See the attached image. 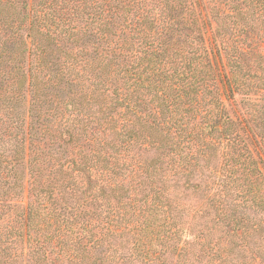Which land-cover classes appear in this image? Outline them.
Masks as SVG:
<instances>
[{"label": "trees", "instance_id": "trees-1", "mask_svg": "<svg viewBox=\"0 0 264 264\" xmlns=\"http://www.w3.org/2000/svg\"><path fill=\"white\" fill-rule=\"evenodd\" d=\"M0 264H264V0H0Z\"/></svg>", "mask_w": 264, "mask_h": 264}, {"label": "rangeland", "instance_id": "rangeland-1", "mask_svg": "<svg viewBox=\"0 0 264 264\" xmlns=\"http://www.w3.org/2000/svg\"><path fill=\"white\" fill-rule=\"evenodd\" d=\"M211 38H212V30H211V26H210V27H208V33H207L208 44H211Z\"/></svg>", "mask_w": 264, "mask_h": 264}]
</instances>
